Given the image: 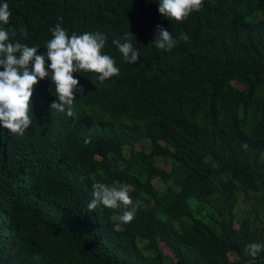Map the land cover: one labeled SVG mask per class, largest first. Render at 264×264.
Segmentation results:
<instances>
[{"label":"trees","instance_id":"trees-1","mask_svg":"<svg viewBox=\"0 0 264 264\" xmlns=\"http://www.w3.org/2000/svg\"><path fill=\"white\" fill-rule=\"evenodd\" d=\"M4 2L11 16L0 27L15 30L12 42L39 55L57 23L69 35L98 31L120 74L73 73L84 90L74 117L51 110L45 78L25 134L0 127V264L264 260L245 251L264 243V0H204L180 23L158 13L159 0ZM157 25L191 42L156 48ZM128 31L135 64L112 44ZM97 182L129 186L130 223L120 209H88Z\"/></svg>","mask_w":264,"mask_h":264},{"label":"clouds","instance_id":"clouds-1","mask_svg":"<svg viewBox=\"0 0 264 264\" xmlns=\"http://www.w3.org/2000/svg\"><path fill=\"white\" fill-rule=\"evenodd\" d=\"M203 5L204 0H159L157 11L162 17L180 23L192 13L200 12ZM10 16L8 3L0 4V25L9 24ZM50 32L52 38L46 43V52L38 55L39 47L12 42L15 30L0 27V69H3L0 71V127L16 136L22 137L32 125L30 100L34 86L39 81L49 78L54 85L56 100L50 105L51 110L74 117V101L77 93L84 90L73 73H97L101 82L120 74L115 60L103 53L107 38L102 33L97 31L69 35L60 23L51 28ZM22 35L25 39L28 38L26 31L22 30ZM156 37L153 41L155 47L165 52L172 51L179 40L191 42L186 33L181 32L178 40L160 25H157ZM133 39L135 37L128 31L124 34L123 42L112 41L128 64L137 63L140 57L139 50L132 43ZM46 61L49 63L46 64ZM84 142L90 143L91 138L87 137ZM242 147L247 149L248 145L245 143ZM91 187L92 199L88 203L90 211L102 205L109 209H120L119 221L123 224L134 219V201L127 184L116 187L97 182ZM245 251L256 258L259 253L264 252V243H251ZM249 264L253 262L250 261ZM256 264H264V260Z\"/></svg>","mask_w":264,"mask_h":264},{"label":"rangeland","instance_id":"rangeland-1","mask_svg":"<svg viewBox=\"0 0 264 264\" xmlns=\"http://www.w3.org/2000/svg\"><path fill=\"white\" fill-rule=\"evenodd\" d=\"M136 148H139V146H136ZM155 163L157 166L161 167V168H164L166 170H168V163H167V160H163V159H157L155 160ZM154 185L156 186H160L162 187L163 185L159 182V181H153ZM169 183V182H168ZM242 209V203H241V199H238V204L236 206V211L237 210H241ZM236 217L237 218H240V216L238 214H236ZM162 250L164 251L163 247H162Z\"/></svg>","mask_w":264,"mask_h":264}]
</instances>
